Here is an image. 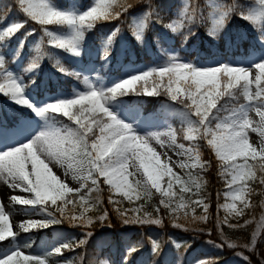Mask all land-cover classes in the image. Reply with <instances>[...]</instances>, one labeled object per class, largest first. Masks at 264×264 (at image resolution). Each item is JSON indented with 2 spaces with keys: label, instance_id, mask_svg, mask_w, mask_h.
Listing matches in <instances>:
<instances>
[{
  "label": "snow or ice",
  "instance_id": "snow-or-ice-1",
  "mask_svg": "<svg viewBox=\"0 0 264 264\" xmlns=\"http://www.w3.org/2000/svg\"><path fill=\"white\" fill-rule=\"evenodd\" d=\"M189 2L185 0L176 18L164 24L166 29L178 33L196 22V11H189ZM143 3L146 10L139 19L132 17L130 25L135 40L140 43L144 41L150 21L162 22L165 7L153 0H143ZM256 3L259 7L252 10H247L250 5L241 3V0L214 3L213 11L206 17L211 21L208 35L213 38L218 37L234 16L249 23L258 32L252 46L255 55L247 65L222 62L215 66L201 67L182 59L174 49L160 44L155 66L113 81L111 85L83 76V90L73 89L71 96L60 95L42 102L32 99L28 84L9 67L10 62H20L26 39L36 29L26 31L18 41L16 50L9 53L11 38L25 29L29 21L41 26L43 35L35 44L36 55L28 67L23 69L24 72H34L39 68L41 59L48 55L42 50L45 37L51 47L70 53L73 57H80L86 33L98 23L119 19L133 7V2L93 0L83 11L75 5L60 7L54 0H13L12 5H7V11L15 7L22 18L13 19L0 28V94L15 105L31 110L36 117L48 123L46 129L39 131L27 142L0 150V181L10 189H19L29 194L27 197L13 195L10 200L14 204L46 213L49 217L42 221L21 222L20 229L27 233L34 228L60 224L64 220L70 224L90 227L94 219L87 213L96 210L101 204L99 196H92L93 192L101 191V178L109 186L110 192L122 196L130 203H134V200H151L155 190L161 197L160 206L155 208L156 213L160 212L162 206L175 218H187L191 212L192 220L207 222L209 204L201 194L202 177L191 171L197 168L206 170L209 167L208 162L201 159L195 144L198 140L206 141L220 162V175L227 188L226 202L219 205L226 213L223 223L230 228L243 227L229 223L228 217H240L244 215V209L250 207V196L254 189L249 182L264 185V0H256ZM48 25L66 28L67 32L58 33L46 27ZM119 32V27L115 28L103 42L104 59H107ZM188 34H192L190 30ZM55 66L65 75L81 78V72L70 71L58 59ZM128 95L167 96L172 102L182 105L188 122L184 139L193 142L192 146L177 143L176 134L171 129L146 135L137 132L133 124L121 118L113 106L117 97ZM241 98L245 103H239ZM252 112L259 117L258 121L251 118ZM56 115L67 118L76 127H56ZM249 131L260 136L258 145L250 142ZM162 137H168V146L180 149L178 154L191 163L182 161L170 166V157L161 163V154L151 146V142L154 140L163 148L166 142ZM163 155L167 156V153ZM50 164L62 168L64 175L71 176L80 187H70L66 180L53 172ZM174 166L190 169L187 178L175 173ZM174 185H178V192L173 191ZM188 193L190 195H186ZM108 202L117 205L115 211L124 224L162 225L158 216L153 217L151 212L143 211L144 204L123 209L119 207L122 201L113 196H109ZM53 207L59 217L50 210ZM197 207L203 208V215H196ZM10 215L0 203V243L11 239L14 244L10 250L0 253V264H47V256L62 255L63 250L73 249V244L66 242L44 256L25 254L21 247L15 245L18 233L12 229ZM107 218L106 210L98 217L101 222ZM247 223L250 221H245ZM174 226L181 227L180 224ZM86 235L90 237L92 233ZM258 235L259 230L253 233L251 245L244 247L254 250ZM86 243V239L80 240L76 246ZM228 246L236 247L230 242ZM159 250L160 244L153 241V253L159 254ZM136 251L135 246L127 250L128 254ZM91 264H110V261L100 259ZM198 264L213 262L199 261Z\"/></svg>",
  "mask_w": 264,
  "mask_h": 264
},
{
  "label": "trees",
  "instance_id": "trees-1",
  "mask_svg": "<svg viewBox=\"0 0 264 264\" xmlns=\"http://www.w3.org/2000/svg\"><path fill=\"white\" fill-rule=\"evenodd\" d=\"M133 7L127 13L121 15L119 19L98 23L94 29L87 32L82 44V54L80 57H73L61 49H55L47 43V37L44 38L42 50L47 53L41 61L39 68L34 72H24L30 60L35 57V44L39 42L43 35L41 26L35 22L29 21L25 29H22L9 41V53L14 52L18 46V41L23 38L24 33L32 28L36 31L32 36H28L21 50V60L18 63H9V67L15 73L20 74L26 84L28 91L34 94L38 99H42L47 93H55L59 90L70 91L72 83L80 82L75 76H69L58 71L55 66L56 60L67 69H83L89 62L98 63L100 70L107 79L119 77L123 73L124 65L127 61L134 63H143L147 66H155L157 61L156 53L160 44L167 48L176 49L181 58H186L192 63H197L201 59L214 56L236 55L238 53H247L249 48H253L254 38L258 35L249 23L233 17L227 26L219 33L218 37L213 38L208 35V29L211 27V21L206 19L210 12L213 11L212 5L230 3L231 0H190L189 11H196V22L188 25L178 33H172L164 27V24L175 19L178 11L182 8L185 0H153L156 4H163V20L161 23L149 22V27L145 30L143 43L137 42L132 34L130 25L132 17L137 14H143L146 5L143 0H130ZM255 0H241V3L252 5ZM54 3L60 7L67 8L71 4L80 10H86L92 0H54ZM13 0H0V26L4 27L13 19L22 18L12 7L10 11L6 10L7 5H12ZM248 10V9H247ZM205 17V19H202ZM153 17V21H154ZM53 31L66 32V28L57 25L46 26ZM119 27L120 32L114 38L109 49L107 59L103 58L102 44L106 38L111 35L115 28ZM189 30L192 34H188ZM187 40L185 41V36ZM162 37V39H158ZM35 81L33 84L32 81ZM121 102L125 107H137L141 111L157 110L161 103H167L180 110V113L173 114L169 117L173 130L176 133L177 140L185 145L192 146L193 142L184 139L187 128V118L185 109L182 105L169 100L167 96H136L128 95L117 97L113 103ZM239 103H244L243 98ZM35 114L26 107L18 106L0 94V122H6L8 125H14L22 117H33ZM54 115V114H49ZM194 119V117H193ZM56 124L58 126L76 127L67 118L56 115ZM195 144L199 148L202 161L208 162L209 167L206 170L192 169L193 173H198L202 177L203 187L201 194L209 204L208 220L202 222L191 219V212L187 218H175L169 214L167 209L160 207V212L156 213L155 208L160 206L161 197L153 190L151 200H134L130 203L127 199L118 194L109 191V186L104 184L101 178L99 193L93 192L92 196H99L101 204L96 210L87 213L93 217L94 223L90 227L70 224L64 220L60 224H52L47 228H34L25 233L18 231L15 245L24 248L28 254L44 256L52 252V248L59 244L60 238L56 232L62 235V238L73 244V249L63 250L62 255H49L61 264L71 261L72 264H91L92 261L105 259L108 254L115 264H170L173 257L176 258L177 264H189V254L197 252L200 244L204 242H216L222 245V250L213 252L215 261L213 264H224L233 249H241L245 252L247 260L243 264H262L264 262V221L259 227V235L256 239L254 250H247L242 247L249 245L256 231V225L264 207V185L258 182H249L254 192L250 196V207L244 209V215L236 218L228 217L229 223L234 225H244L243 227L230 228L223 223L226 216L222 208L224 202L223 193L227 190L224 179L220 175V162L215 157L213 151L207 146L206 141L198 140ZM184 171L186 177L187 172ZM173 191L178 192V186L174 185ZM190 195V193L186 194ZM109 196L121 200L119 207L131 209L144 204L143 211L151 212L153 217H159L162 225L156 224H124L122 218L115 211L117 205L108 202ZM175 199V198H174ZM14 208L21 210L28 216L40 213L36 209L14 205ZM51 211L55 212V208ZM108 212V218L101 222L98 217ZM78 214V213H77ZM132 213H129L131 215ZM196 215H203V208H196ZM183 216V210H181ZM245 221L250 223L245 224ZM174 224H180L176 227ZM91 232L88 237L86 234ZM75 235L76 239L71 237ZM87 240L85 245L77 247L80 240ZM224 240L233 241L236 247H228ZM160 244L159 254L152 251V242ZM127 244L135 246L137 251L128 254ZM14 244L9 239L0 243V251ZM130 247V248H131Z\"/></svg>",
  "mask_w": 264,
  "mask_h": 264
},
{
  "label": "rangeland",
  "instance_id": "rangeland-1",
  "mask_svg": "<svg viewBox=\"0 0 264 264\" xmlns=\"http://www.w3.org/2000/svg\"><path fill=\"white\" fill-rule=\"evenodd\" d=\"M93 2V0H92ZM73 5V4H71ZM259 5L255 2L249 7L248 10L256 9ZM142 15L137 14L135 17L139 19ZM2 28V27H0ZM51 30V29H50ZM114 31V30H113ZM58 33L64 34L66 32H60L56 31ZM171 49V48H170ZM174 49V48H173ZM176 51V49H174ZM255 55L253 52V48H249L247 53H238L236 55H227V56H214L209 57L205 59L199 60L197 63H195L197 66L201 67H209V66H215L219 63H244L247 65L250 61V59ZM184 60L189 61L186 58H182ZM147 68H150V66H147L143 63H134L132 61H127L124 65L123 73L115 78L112 77L111 79H107V77L104 76L102 71L100 70V67L98 63L95 62H89L87 63L83 69H75V71L81 72V78L80 82L72 83L70 91H62L59 90L55 93H47L42 99H38L34 94H32L30 91H28L31 94V97L33 100L42 102L48 98H55L60 95L64 96H71L73 93V89H84L83 84V76H88L91 80H101L105 85H111L113 81L119 80L123 77H127L130 74L134 72H139L141 70H145ZM9 100V99H8ZM10 101V100H9ZM13 103V102H12ZM113 106L116 107V111L118 114L121 115V118L125 119L126 122L133 124V126L136 128L137 132H139L141 135H146L148 133L153 132H166L169 129L173 130L172 124L169 120V117L173 114L180 113V110L176 109L174 106L167 104V103H161L157 110L154 112L152 111H146L143 112L137 107H125L121 102L113 103ZM250 116L253 120L258 121L259 117L256 116L254 112L250 113ZM48 127V123L44 120H42L39 117H36L35 115L33 117H22L18 120V122L15 125H6L3 122H0V150H3L7 147H14L19 146L20 144L27 142L32 136L37 134L39 131L44 130ZM56 127H61L56 124ZM187 130V128H186ZM185 130V132H186ZM175 132V131H174ZM176 134V133H175ZM249 137L250 142L253 144H259L260 142V136L256 132L249 131ZM162 139L166 142L165 147H161L160 144H157L154 140L151 142V146L155 148L158 154H161V163L165 162V160L170 157L171 163L170 166L177 165L182 161H185L187 163H191L190 161H186V157L179 155L180 149L176 148L175 146H168V137H162ZM177 140V137H176ZM177 143H181L177 140ZM183 144V143H182ZM185 145V144H184ZM186 147H190L189 145H185ZM164 153H167V156L163 155ZM49 167L52 168L53 172L58 175L61 179L66 180V182L69 184L72 188H79L80 185L76 181H73L71 179V176H65L64 170L60 168L59 166H56L54 164H50ZM187 169H181L177 166L173 167V171L185 178L186 175L184 171ZM131 171V169H130ZM132 178L130 177V180ZM167 179V177L165 178ZM178 186V185H177ZM163 187V185H162ZM227 191V190H226ZM223 193L224 199H225V193ZM13 195H18L21 197H27L28 193L20 192L19 189H10L6 184L3 183V181H0V203H2L5 207L6 212H9L11 215L9 217L10 223L12 225V229L14 232L22 231L19 227L21 222H25L28 220H35V221H42L45 219H48L47 215L43 214H37L34 216H28L24 214L21 210H17L14 208V204L10 197ZM226 202L224 200L223 204ZM231 202L230 200L228 201ZM237 205L239 206V202H237ZM224 211V209L222 208ZM225 213V211H224ZM226 214V213H225ZM261 219L259 223L256 225V231H258L260 225L264 221V207L263 211L261 212L260 216ZM56 236L60 238V242L58 245L54 246L52 250L55 247H58L62 245L63 243H66L67 240L62 238V235L59 232H56ZM72 239H76V236L73 235L71 237ZM233 243V241H227L224 240V243L226 246L228 244ZM252 242V241H251ZM219 245V246H218ZM251 245V243L249 244ZM18 246V245H17ZM20 247V246H19ZM131 244H127L126 248H130ZM229 247V246H228ZM244 247V246H242ZM12 247H9L3 251H0V253H3L5 251L10 250ZM231 248V247H230ZM245 248V247H244ZM22 251L25 254H28L27 251L22 248ZM242 249V248H241ZM241 249H233L232 254L228 257V259L224 262V264H243L246 260L243 257H247L245 255V252ZM248 250V248H246ZM222 250V245L216 242H204L200 244L198 247V250L194 254H189L190 262L189 264H198L199 261H215V257L213 255V252ZM238 253H242L243 255H238ZM105 259L110 261V264H115L110 256L107 254ZM47 264H61L59 261H56L53 257H47ZM170 264H177L176 258L173 257Z\"/></svg>",
  "mask_w": 264,
  "mask_h": 264
}]
</instances>
